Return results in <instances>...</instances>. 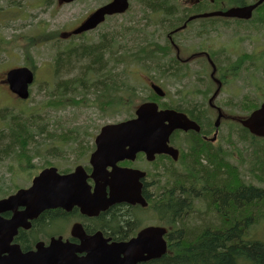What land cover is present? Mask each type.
I'll return each instance as SVG.
<instances>
[{
  "label": "trees",
  "instance_id": "16d2710c",
  "mask_svg": "<svg viewBox=\"0 0 264 264\" xmlns=\"http://www.w3.org/2000/svg\"><path fill=\"white\" fill-rule=\"evenodd\" d=\"M138 1L141 11L144 14L148 13L151 20L157 22L158 28L166 32L182 25L189 12L177 8L178 4L173 3L175 0L136 2ZM220 1L215 0V6L222 8ZM222 1L228 6H235L241 2ZM205 21L202 27L209 28L211 24L207 25V22L211 20ZM253 22L255 28H261V24H264V15L255 16ZM212 23L215 25V21ZM139 26L135 21L128 22L127 25L124 23L122 32L110 39L107 35H102V39L92 47L86 45L77 48L66 45L61 55L58 51L53 57L54 68L62 84L51 86L52 95L48 101L43 102L42 107L30 110L27 108L22 111L24 115L20 118L14 115L11 119H6V127L0 131V164L4 160H12L16 162V171L17 168H22L25 172H30L34 159L45 158L40 146L55 145L52 148L57 151L58 143H67L71 140L81 142L83 134H90L89 130L68 131L70 137L49 130L45 133L41 127L45 124L41 125L39 108L86 107L99 109L103 118L123 111V114L126 113L124 119L133 117L128 108L132 107L140 91L131 82L134 80L132 69L139 68L140 71L146 70L151 74L154 69L151 63L162 62L166 55H171L172 52L170 44L163 48V43L157 41L144 40L140 43L137 37L144 29ZM55 35L56 33H46L42 42L48 43L50 39H55ZM128 37L131 38V43L137 42L136 47L122 45ZM36 38L38 37L32 39L30 35L16 36L13 41L2 38L3 47L0 46V51L9 55L15 49H25L27 61L35 63L31 48ZM4 47L10 49L7 51L3 49ZM245 57L239 59L238 65ZM243 70L248 73L242 75L241 79L245 80L250 88L254 87L258 95L259 91L261 96L264 95V75L257 70L253 72H249L247 68ZM171 72L174 74L173 70ZM101 78L103 80L98 85ZM262 101L258 96H255L253 101L245 97V106L242 109L249 114L258 108ZM160 107L173 108L164 102ZM233 107L236 108L237 105L234 104ZM235 126L239 129L241 143L247 144L239 155V165L243 170L224 156H213L205 149L195 152L189 160L185 158L178 163L169 164L163 158L158 160V172L161 174L159 190L162 194L155 209L152 204L149 205V209L159 214L157 215L159 224L169 230L168 250L161 258L141 264H264V240L251 237L254 230L264 224V139L251 136L239 124ZM82 147L84 149V145ZM197 148L199 147L196 146ZM243 152L249 160L246 166ZM4 180L0 174V183ZM11 183L9 190L3 184L0 185V198L19 187L14 178ZM147 211L143 212L144 219ZM114 217L121 218L119 213ZM150 220L152 219H146V222ZM125 222L130 224L124 221L123 216L117 224L124 226ZM41 223L42 221L38 227ZM132 224L127 229L133 227L135 234L137 227Z\"/></svg>",
  "mask_w": 264,
  "mask_h": 264
},
{
  "label": "flooded vegetation",
  "instance_id": "af4514ba",
  "mask_svg": "<svg viewBox=\"0 0 264 264\" xmlns=\"http://www.w3.org/2000/svg\"><path fill=\"white\" fill-rule=\"evenodd\" d=\"M43 1V0H41ZM44 3H55L58 4V0H44ZM57 1V2H56ZM104 1V2H102ZM100 1L102 4L97 8H101L106 3H109L110 0H102ZM258 0H253L248 4H254ZM208 3V4H207ZM205 3V0H196L193 2L191 7H188L184 10H189L188 15L186 17V21L181 25L182 27L185 26L186 29L191 25L192 22H200L204 24L206 21L201 22L200 20H194L188 22L189 18L194 15L203 14L204 11L209 12L207 9H210L211 6L208 5H215V0H208ZM223 3V2H219ZM41 4V3H40ZM245 2H241L239 5H245ZM247 4V5H248ZM54 5V4H53ZM62 6V5H60ZM198 11V13H195ZM254 16L259 15L260 17L264 15V4L260 5L255 11ZM108 19V18H107ZM197 24V23H196ZM195 24V25H196ZM199 24V23H198ZM211 26L214 24L212 21H208L207 25ZM194 25V26H195ZM253 25L254 27H251ZM262 27L260 29H255V24L252 22L250 24V28L247 29V32L255 30L257 32L264 31V24H261ZM210 26V27H211ZM181 27V28H182ZM203 28L208 32L207 39L205 38L203 41L199 42L198 44H189L185 46V48H181L175 41L176 34H173L174 29L170 30L165 35V41L162 44L163 48H166L167 44H170L172 47V54L170 60H162V62H154L151 63V66L154 67L152 73L149 74L148 71H141L140 77H134V81H141L145 84V89L148 90L149 94L147 98H152L154 100H158L157 97H154L151 92V86L156 84L160 86L163 90L166 91V97L169 98L170 92L166 84H169L172 87H177L176 93L178 95L179 103L176 104L173 100V104L170 103V107L175 108L178 112H182L187 117L196 123L199 127V130L196 131L195 129H190L188 131L176 130L170 136L169 145L179 151L178 160L175 161L172 157L167 155H156L153 161H149L145 153H138L134 160L126 159L124 161L118 162L117 166L123 169H135L141 170L146 172V178L141 179L143 184L142 187V195L147 200V202L153 206H157V202L160 201V195L162 191L159 190V180L161 178V174L158 172V160L162 158L165 159L169 164L171 162H179L186 158H189L200 150H206L213 156H224L226 159H229L230 162L233 159H236L237 154V145H238V131L239 129L235 125L224 126L221 123V126L218 131L215 129V122L219 116L220 110H224L223 103H222V90L228 85H235L233 83L242 82L243 90L255 89L254 87H249V84L241 79L239 76L241 70L243 69H252L260 71L264 68V55L255 59V55L258 53L264 54V46L260 45L261 47L256 46L258 48L257 52L252 50L249 55L245 54L242 50L233 49L231 52L226 51L217 52L214 50V44L209 43L207 46L208 40L210 41V34L217 31V25L213 26V28ZM195 31L196 37L200 36L204 30ZM185 29V30H186ZM97 30V29H96ZM211 30V31H209ZM73 30L70 31H56L55 39H50L48 43L42 42V38L45 34L38 30V34L35 33L30 35L33 37H38L39 43L42 46H49V48L56 50L55 54L59 50V55H61L62 50L66 45L74 46L73 42L74 39L78 37L85 36L83 34L80 35H72ZM89 34V33H88ZM36 39L33 41L35 42ZM207 40V41H206ZM166 42V43H165ZM175 43V46L174 44ZM95 44V43H94ZM94 44L90 45L91 47ZM177 44V46H176ZM222 45V44H221ZM165 46V47H164ZM222 49V46H218V48ZM226 48V47H225ZM225 53H229L233 56H236L237 59L232 61L233 63L230 64V68H225L226 71L224 74H220L221 69L225 66V64H229L226 60ZM245 60L240 62L238 65L239 57L243 55ZM56 56V55H55ZM59 60V59H58ZM224 60V61H223ZM222 64V65H221ZM55 63L51 66L49 65V71L52 72V78L49 82L46 81L47 84L57 85L60 86L62 84L61 80L59 79V75L55 72ZM26 67H30L33 72L35 73V84L37 82V69L38 67L35 65H28L24 63ZM19 67V66H16ZM16 67H12L10 69H14ZM9 69V70H10ZM173 73L172 74V71ZM8 72V70H7ZM4 74L3 80L1 81L2 85H5L7 88L8 86L5 83L6 73ZM232 73V74H231ZM154 75V77H152ZM229 75V76H228ZM137 78L139 80H137ZM93 80V78H92ZM99 79L98 85L102 82ZM253 83V81H252ZM9 89V88H8ZM61 87H59V91H61ZM140 91L139 94L143 93V90L138 89ZM233 90V89H232ZM234 91V90H233ZM235 92V91H234ZM238 93V92H236ZM14 97H17L15 94H12ZM231 96H240L238 94H234ZM159 101V100H158ZM222 111V112H223ZM136 109L134 110V114ZM96 113L101 114L99 109L96 110ZM226 116L223 117L222 122H230L234 123L237 121L236 118L233 117L232 114H229L225 111ZM237 123V122H236ZM109 124V123H108ZM107 123L100 126L96 130H92L94 127L91 126H78L74 125L69 128V131L73 130H80V131H88V135L83 134V141H74L71 140L67 143H58L56 148H58L57 152L54 154L56 155V162L55 167L60 171L62 174H69L75 170L76 167L82 166L85 175L88 178V182L90 185L94 186L95 183L93 181V173H95V169L91 163L92 155L97 150L96 139L100 134L103 127H105ZM227 128L226 134L223 130ZM79 128V129H78ZM85 128V129H84ZM84 145V149L82 147ZM55 146V145H54ZM53 146V147H54ZM196 146L199 147L196 149ZM82 148V149H81ZM80 149V150H79ZM61 162H68L75 164L76 166H68V168H60L58 166L57 160ZM74 161V162H72ZM51 167V166H49ZM104 171L106 172H96V178H107V176L111 173L112 168L108 166ZM40 173V172H39ZM38 173V174H39ZM151 173V174H150ZM36 174L35 176H37ZM150 174V175H149ZM186 176V174L184 173ZM34 176V177H35ZM168 176V174H167ZM171 176V175H170ZM31 179V181L34 179ZM24 185L23 187H25ZM29 187V186H28ZM22 188V187H21ZM20 189V188H19ZM106 192L109 197V187H107ZM138 209V210H136ZM136 212H135V211ZM150 210L149 207L145 208L140 205H132L128 203H119L111 205L106 210H102L98 213L91 215H87L82 213L81 209L78 207L72 208L70 211H66L61 208L56 209H49L42 212L36 219L31 222V227L26 228H19L17 234L14 236L12 244L19 245L21 251L23 253L30 252L35 250L36 246L40 243H44L46 246L50 245V243L54 239H60L64 242L79 245L81 244V238L75 235L74 228L78 229L79 234H85L87 237L94 238L95 236L98 241H106L108 245L111 244H120L126 243L133 237L137 236L139 231H141L144 227L149 226L146 222V218L144 219L143 212ZM47 212V213H46ZM56 212L53 215H47L50 213ZM116 212L114 215L112 213ZM152 213V216L157 218V213L154 210L147 211ZM46 213V214H45ZM119 213L120 217L124 216V221H128L133 223L132 226L137 227L136 233L134 234V228L131 227L127 229L130 224L125 222V225L117 224V221L121 220V218L116 219L114 216ZM1 217L5 220H9L13 216V212H5L0 214ZM43 215V216H42ZM42 223L39 225V222ZM147 223L148 225H144ZM75 235V236H74ZM79 257H84V253H79Z\"/></svg>",
  "mask_w": 264,
  "mask_h": 264
},
{
  "label": "water",
  "instance_id": "95a60500",
  "mask_svg": "<svg viewBox=\"0 0 264 264\" xmlns=\"http://www.w3.org/2000/svg\"><path fill=\"white\" fill-rule=\"evenodd\" d=\"M76 0H60L71 3ZM131 0H112L109 4L95 11L72 34L78 35L95 29L105 21L106 16L125 13ZM264 0L255 5L232 8L227 12H215L195 18L227 17L249 20L254 9ZM35 74L27 67L10 70L6 75V83L10 91L21 100L30 97V86ZM153 90L164 97L163 90L153 85ZM222 113L216 121L218 130ZM253 136L264 138V103L249 117L240 121ZM199 130V127L188 119L185 114L175 110H159L155 103H144L136 111V118L114 123L103 127L96 139L97 150L92 155L91 163L95 173L112 168L107 178L92 177L95 181L94 192L82 167L74 173L61 175L54 167L43 170L36 176L28 189H20L14 195L0 200V214L13 212L9 220L0 215V264H140L161 258L167 252L165 235L167 230L162 227H148L137 237L126 243L108 245L106 241L93 240L85 235L82 247L53 240L48 247L37 245V250L23 253L19 246L12 245L19 228H29L30 222L42 212L61 208L70 211L73 207L82 213L93 215L119 203L148 204L142 195V182L146 174L139 170L123 169L118 162L126 159L134 160L136 154L143 152L149 161L156 155L166 154L174 160L178 159V151L169 145L171 134L176 130ZM109 187V198L106 189ZM74 233L79 234L77 228ZM84 251L83 259L76 253ZM6 253V254H5ZM3 255V256H2Z\"/></svg>",
  "mask_w": 264,
  "mask_h": 264
},
{
  "label": "rangeland",
  "instance_id": "374dc122",
  "mask_svg": "<svg viewBox=\"0 0 264 264\" xmlns=\"http://www.w3.org/2000/svg\"><path fill=\"white\" fill-rule=\"evenodd\" d=\"M196 0H178L173 1L177 5V7L180 10H183L185 8L191 7L193 2ZM208 0H205V3H207ZM246 2H250L251 0H245ZM46 1L41 0H0V46L2 45V38L6 40L13 41V38L16 36H23V35H32V34H38V30L40 28H37L38 26H43L46 33H53L56 31H70L73 28H75L83 19H85L90 13H92L96 8H98L102 3L99 1L94 0H82L76 3L68 4V5H55V3H44ZM57 2V1H56ZM134 2V1H133ZM41 3V4H40ZM54 4V5H53ZM208 4V3H207ZM210 6V5H208ZM209 10V9H207ZM213 9H210L212 11ZM234 20V19H229ZM136 24H139L140 28L144 29V31L140 33V35L137 37L139 42L146 41H157L160 43H164L165 41V35L166 31L163 29L158 28L157 22L155 20H151L148 13H143L141 11L140 2H135L132 5L131 10L128 14L124 16H115L112 18H109L102 26H100L97 30L90 32L89 34H86V36L78 37L74 39V47H84L86 45H92L94 43L99 42L102 39V35H107L108 39H110L113 35L119 34L123 31L124 23L127 25L128 22H134ZM138 21V22H137ZM197 23V24H196ZM199 23V24H198ZM196 24V25H195ZM147 25V26H143ZM195 25V26H194ZM204 24L200 25V22H192L191 25L184 31L180 32L176 35V43L181 47L185 48V46L189 44H198L199 42L203 41L205 38L208 37V32L204 30L201 32L202 34L198 37H196L195 31L201 30L200 28ZM217 31L210 34V41L208 40L207 46L209 43L214 44L215 47L214 50L217 52H222L223 47H227V51L231 52L232 47H235L236 49L242 50L247 54L252 50H255L257 52L258 48L256 46H260V42H264V31H252V28L250 31H246L245 29L249 25H243V24H233V23H224V22H217ZM214 26V25H213ZM211 26L210 28H213ZM251 27H254L251 25ZM211 31V30H209ZM23 41V40H21ZM207 41V40H206ZM121 42V41H119ZM20 44V42H19ZM120 44V43H119ZM222 44V45H221ZM122 45H128L132 47L137 46V42L131 43V38L128 37L126 41L124 40L122 42ZM136 45V46H135ZM218 46H222V49ZM33 48V49H32ZM31 48V51L33 52V60L35 63H33L31 60L27 61L26 55H25V49H15L14 51L10 52L9 55L7 53H4L0 51V131L4 130L6 127L5 121L6 119H11L12 116L16 115V117H21L22 111L25 109L34 108V107H42L43 102L48 101L50 99L51 92L53 91V88L51 84H47L49 80L52 78V72L49 71V65L52 68V65L54 64V58L56 50H53L49 48V46H42L39 43L38 38H36L34 42V46ZM4 50L10 49V47H4ZM59 51V50H57ZM244 54V53H243ZM263 54H260L257 52L255 55V59L261 57ZM226 60L229 64H225V66L221 69L220 74H224L226 71L225 68H230V64L233 63L232 61L236 60L237 57L233 56L232 53H225ZM166 59V58H165ZM163 59V60H165ZM171 57L168 58L170 60ZM223 60V61H224ZM24 63L28 65H35L38 67L37 69V82L32 87V94L31 99L26 102H22L17 97H14L12 93L9 91V89L5 85H1V81L3 80L5 72L9 70L12 67L16 66H22ZM222 65V64H221ZM49 67V68H48ZM249 72H253L252 69H249ZM246 73L244 70H242L239 74L240 77L245 76ZM260 73L264 75V69L260 70ZM232 74V73H231ZM140 77L141 71L139 68H133L132 69V78L134 77ZM229 76V75H228ZM67 76H62V78H65ZM137 80H139L137 78ZM137 89L143 90V93L138 94V97L135 99V101L132 104V107L130 106L128 109L130 110V113H133L134 109L136 108L137 104H140L143 102L149 92L145 89L144 82L141 81H131ZM234 86L228 85L222 90V103L223 108L226 112L231 113L233 115H247V112L243 110L244 103H245V97H249L250 101L255 100V89H249V90H243L242 82H236L233 83ZM170 96L164 99L165 102L168 103H176L178 104L179 101L178 95L176 93L177 87H172L169 84H166ZM235 91H233V90ZM238 92V93H236ZM234 94H238L240 96H231ZM263 94V93H262ZM258 97L261 98V100L264 99V95L261 96V93L258 95ZM174 99V102L173 100ZM234 104L237 105L236 108H234ZM41 117L40 122L43 131L46 133V131H54L62 134L63 136L70 137L71 135L68 134L69 128L74 125L78 126H91L94 127L92 130H96L97 128H100L105 123H116L124 120L126 117V113L120 112L119 114L115 113V115H111L109 117L103 118V115H100L96 113L95 108H74L72 106H68L65 109H43L39 108ZM229 125H235V123L225 122L224 126ZM223 130L226 134L227 128L223 127ZM238 135L240 133L238 132ZM37 144V142H35ZM238 148H237V154L236 159H233L231 162L233 164H237V166L240 167V170H243V167L239 165L240 162V151L244 148V146H247L244 142L241 143L240 139H238ZM53 146L48 145H42L40 146V150L42 151L43 155L46 157L43 158H36L33 160L32 164V172L34 171H40L44 166H48L47 163L55 164L56 162V155H54L57 151L52 148ZM244 155V162L245 166L249 163V160L245 157L246 153H242ZM237 160V161H236ZM58 166L60 168H68V166L75 167V164L68 162L64 163L57 160ZM74 162V161H72ZM18 171H16V162L15 161H1L0 164V174L5 178V180L0 183V185L3 184V186L6 189L11 188V180L14 178L15 182L18 185H24L26 182L24 179L28 175L24 172L22 168H17ZM15 172V173H12ZM15 174V175H13ZM255 182V181H254ZM257 183V182H255ZM26 185V184H25ZM159 185H161V180H159ZM199 203H196V205ZM202 208L201 206H199ZM152 213H147L145 215L146 219H149L151 217ZM159 215V214H157ZM149 222H153L154 225L159 224L158 216L157 218H152ZM157 223V224H156ZM152 224V223H151ZM160 225V224H159ZM262 227H258L254 230V235H251L252 238H255L258 240H264V224L261 225Z\"/></svg>",
  "mask_w": 264,
  "mask_h": 264
}]
</instances>
